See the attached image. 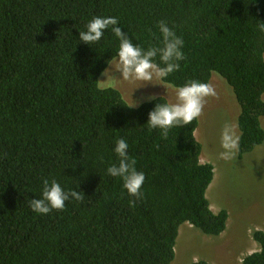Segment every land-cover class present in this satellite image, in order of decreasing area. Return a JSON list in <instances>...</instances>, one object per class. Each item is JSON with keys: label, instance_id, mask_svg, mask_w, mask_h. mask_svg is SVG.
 <instances>
[{"label": "trees", "instance_id": "1", "mask_svg": "<svg viewBox=\"0 0 264 264\" xmlns=\"http://www.w3.org/2000/svg\"><path fill=\"white\" fill-rule=\"evenodd\" d=\"M96 16L116 17L144 49L163 47L166 21L184 58L165 83L221 75L240 105L239 155L264 142V0H0V264H172L182 225L215 237L227 228L228 211L207 197L214 165L201 160L199 117L149 129L153 103L128 107L119 89H101L120 41L111 28L92 47L79 41ZM121 136L145 174L139 198L107 174ZM45 179L83 199L33 212ZM252 237L259 250L241 264H264V230Z\"/></svg>", "mask_w": 264, "mask_h": 264}, {"label": "rangeland", "instance_id": "2", "mask_svg": "<svg viewBox=\"0 0 264 264\" xmlns=\"http://www.w3.org/2000/svg\"><path fill=\"white\" fill-rule=\"evenodd\" d=\"M115 62L114 59L110 64L114 65ZM119 75L113 67V82L106 87L119 89L129 104L133 103V97L139 106L151 93L167 98L170 103L176 102L177 87L171 84L153 81V84L162 85L139 87L142 82L125 81ZM208 86L213 94L204 99L195 136L202 144V162L214 165V179L208 188L207 197L213 211H228L227 228L215 237L202 233L188 223L182 225L172 264H192L200 259L211 264H241L245 255L259 250L260 246L253 239L252 232L255 229L264 230V142L242 157L238 146L231 155L225 157L223 132L227 127L240 136V105L232 87L221 75L214 73ZM262 125L264 127V117Z\"/></svg>", "mask_w": 264, "mask_h": 264}, {"label": "clouds", "instance_id": "3", "mask_svg": "<svg viewBox=\"0 0 264 264\" xmlns=\"http://www.w3.org/2000/svg\"><path fill=\"white\" fill-rule=\"evenodd\" d=\"M111 28L116 38L120 41L116 53L115 64H108L101 71L103 79L100 82L101 89L111 84V73L113 67L120 73L119 77L125 81H140L141 86L152 84L162 85L156 82H166V78L177 70L179 61L184 58V41L168 26L166 21L158 22V30L162 38L163 47H149L144 49L132 42V39L119 26L116 17L96 16L90 20L85 30H79V41L90 47L99 42L106 30ZM159 57V63L156 57ZM139 87L135 88L138 89ZM134 91V90H133ZM133 94V93H132ZM210 86L199 81H189L175 89V103H159V97L151 93L145 97V102L153 103V108L148 112L146 124L149 129H162L165 132L176 126H184L191 123L202 112L205 97L212 95ZM126 105L136 107L138 101ZM239 137L231 129L225 128L223 132L222 145L226 150L224 155L228 157L238 146ZM128 142L121 136L115 141L113 151L119 157L118 164H112L107 168V174L111 177L123 180V188L133 197L142 195L141 189L145 181V174L135 167V160L128 155ZM84 193L77 190L66 191L56 180L43 181L41 196L30 198L29 206L33 212L46 215L52 210H63L66 202L70 199L77 201L83 199Z\"/></svg>", "mask_w": 264, "mask_h": 264}, {"label": "crops", "instance_id": "4", "mask_svg": "<svg viewBox=\"0 0 264 264\" xmlns=\"http://www.w3.org/2000/svg\"><path fill=\"white\" fill-rule=\"evenodd\" d=\"M188 225H190V224H188ZM191 227H192V225H190Z\"/></svg>", "mask_w": 264, "mask_h": 264}]
</instances>
